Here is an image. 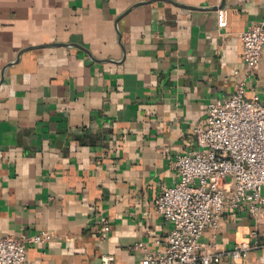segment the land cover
<instances>
[{
  "label": "crops",
  "instance_id": "1",
  "mask_svg": "<svg viewBox=\"0 0 264 264\" xmlns=\"http://www.w3.org/2000/svg\"><path fill=\"white\" fill-rule=\"evenodd\" d=\"M262 20L264 0H0V237L52 232L27 249L40 264H138L139 241L159 251L171 160L235 91L240 33ZM245 91L264 99V51ZM252 229L264 215L227 211L200 242L229 250Z\"/></svg>",
  "mask_w": 264,
  "mask_h": 264
},
{
  "label": "built area",
  "instance_id": "2",
  "mask_svg": "<svg viewBox=\"0 0 264 264\" xmlns=\"http://www.w3.org/2000/svg\"><path fill=\"white\" fill-rule=\"evenodd\" d=\"M240 45L243 77L230 96L210 103L205 119L192 127L193 147L171 160L178 179L154 199L155 213L171 228L159 251L141 241L134 244L142 254L138 264H218L225 256L249 264L248 253L264 249V231L257 229L229 250L210 251L200 242L205 231H218L227 211L264 215V99L245 98L246 80L262 61L264 20L240 33ZM99 222L107 231L108 219L99 216ZM51 241L50 231L2 236L0 264H40L27 259V249ZM112 261L111 255L100 257V264ZM255 264H264V254Z\"/></svg>",
  "mask_w": 264,
  "mask_h": 264
},
{
  "label": "rangeland",
  "instance_id": "3",
  "mask_svg": "<svg viewBox=\"0 0 264 264\" xmlns=\"http://www.w3.org/2000/svg\"><path fill=\"white\" fill-rule=\"evenodd\" d=\"M264 190V189H263ZM264 192V191H263Z\"/></svg>",
  "mask_w": 264,
  "mask_h": 264
}]
</instances>
